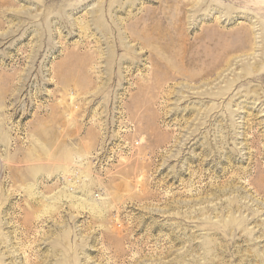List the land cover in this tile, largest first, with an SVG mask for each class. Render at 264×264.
I'll return each instance as SVG.
<instances>
[{"label":"rangeland","instance_id":"374dc122","mask_svg":"<svg viewBox=\"0 0 264 264\" xmlns=\"http://www.w3.org/2000/svg\"><path fill=\"white\" fill-rule=\"evenodd\" d=\"M0 264H264V0H0Z\"/></svg>","mask_w":264,"mask_h":264}]
</instances>
